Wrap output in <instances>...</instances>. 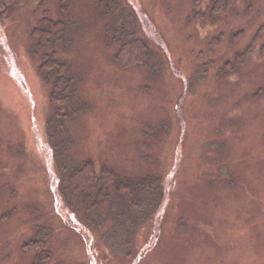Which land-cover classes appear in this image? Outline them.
Instances as JSON below:
<instances>
[{
  "label": "rangeland",
  "instance_id": "1",
  "mask_svg": "<svg viewBox=\"0 0 264 264\" xmlns=\"http://www.w3.org/2000/svg\"><path fill=\"white\" fill-rule=\"evenodd\" d=\"M216 4L26 0L0 13V264L42 252L43 264H264V0ZM48 20L62 38L34 51L35 30L57 32ZM120 27L148 41L143 63L119 64ZM43 52L74 79L59 119ZM86 160L166 191L127 249L109 239L124 208L114 185L93 226L55 192L60 168Z\"/></svg>",
  "mask_w": 264,
  "mask_h": 264
},
{
  "label": "trees",
  "instance_id": "2",
  "mask_svg": "<svg viewBox=\"0 0 264 264\" xmlns=\"http://www.w3.org/2000/svg\"><path fill=\"white\" fill-rule=\"evenodd\" d=\"M25 1L0 0V13L4 15L9 8L20 6ZM43 21L46 22L47 20L44 19ZM48 25L50 29L55 26L57 32L49 33L50 31H44L41 28L35 30L33 32L36 38L34 51H45L52 42L57 44L62 38L63 24L61 22L48 20ZM113 32L112 41L118 46V57L121 58L119 64H123L122 59L131 62L136 59L135 63H143L145 58L152 55L148 41L134 37L135 34L132 30L120 27ZM252 43L247 46L246 52L251 51L254 46ZM225 65L223 70L229 68L227 64ZM39 70L43 74V79L51 82L50 103L54 110L52 117L59 119L64 116V109L74 91V79L66 74L67 63L52 54L43 52ZM62 144L63 141L61 146H63ZM54 149H58V145L54 146ZM55 153L59 155V152ZM60 170V180H57L58 183H54L55 192L68 211L74 213L81 210L84 213L86 223L91 226H93L99 204L110 198L109 188L115 186L124 208L123 212L118 214L121 224L114 228L115 231L119 232L109 238L114 249H117V246L127 249V242H124V237L132 234L133 228L138 224L137 221H143L150 215L157 216L166 202V191L162 188L158 177L144 176L126 179L108 168H102L97 173L94 171L93 163L90 160L73 165H64ZM117 236H120V239ZM44 237L41 236V240L33 243V249L37 250L42 247ZM125 254L130 255L128 251H125ZM47 259V254L42 252L35 264H43Z\"/></svg>",
  "mask_w": 264,
  "mask_h": 264
}]
</instances>
